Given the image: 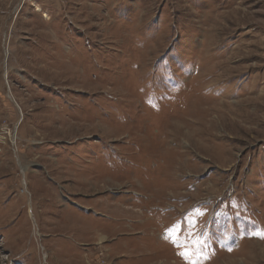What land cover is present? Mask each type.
Returning <instances> with one entry per match:
<instances>
[{
    "label": "rangeland",
    "instance_id": "rangeland-1",
    "mask_svg": "<svg viewBox=\"0 0 264 264\" xmlns=\"http://www.w3.org/2000/svg\"><path fill=\"white\" fill-rule=\"evenodd\" d=\"M0 264H264V0H0Z\"/></svg>",
    "mask_w": 264,
    "mask_h": 264
}]
</instances>
